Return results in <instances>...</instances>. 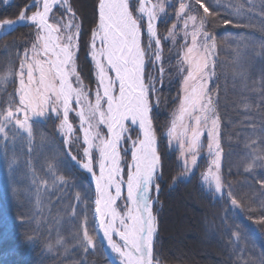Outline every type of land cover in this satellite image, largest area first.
Returning <instances> with one entry per match:
<instances>
[{
    "label": "snow or ice",
    "instance_id": "6c2138e0",
    "mask_svg": "<svg viewBox=\"0 0 264 264\" xmlns=\"http://www.w3.org/2000/svg\"><path fill=\"white\" fill-rule=\"evenodd\" d=\"M62 2L69 14L63 32L60 24L63 17L53 13L61 0H32L17 12V19L0 18V28L29 21L36 30L30 50H25L19 62L18 99L13 95L6 101L7 107L0 108V134L7 139L8 125H13L26 130L31 138L33 117H51L54 113L69 145L61 150L56 166L70 156L92 175L95 184V226L90 229L86 222L81 245L85 249L95 247L89 233L98 230L97 234L102 232L123 264H154L158 218L152 193L159 191L165 161L158 151L153 120V107L159 104L156 93L160 89L156 84L160 80L154 79L150 69L164 71L159 63L162 41L156 21L165 5L146 6L145 0H139L137 16L133 11L137 8L136 0H97V22L90 30V41L84 45L94 62L93 91L83 86L78 70L80 26L73 23L74 13L68 0ZM50 13L56 23L49 22ZM176 16L177 23L183 25L180 31L184 38L190 37V44L184 45L180 57L178 75L182 85L167 135L180 143L184 166L192 171L198 167V156L204 146L202 137L207 133L206 146L216 172L210 169L204 179L214 185L216 193H221V120L216 108L217 89L209 86L216 65L217 42L213 32L221 17L206 0H178ZM177 23L167 33L173 40L178 34ZM145 33L147 39L142 40ZM70 113L79 120L82 135H77ZM130 125L137 128L135 138ZM79 141L82 150L72 155L73 144ZM260 159L264 163V157ZM58 179L68 183L62 175ZM223 194L230 206H237L231 191L224 189ZM261 211L264 212V205ZM232 235L239 238V233Z\"/></svg>",
    "mask_w": 264,
    "mask_h": 264
},
{
    "label": "trees",
    "instance_id": "16d2710c",
    "mask_svg": "<svg viewBox=\"0 0 264 264\" xmlns=\"http://www.w3.org/2000/svg\"><path fill=\"white\" fill-rule=\"evenodd\" d=\"M25 1H0V18L15 16ZM206 2H209L221 17V22L215 28L216 35L213 32L215 39L217 36V51L211 87L217 89L216 108L221 120L224 185L225 189L232 192L238 206L232 207L224 196L215 198L207 192L200 183L198 172L192 173L187 179H177L172 183L169 177H176L175 160L163 154V174L168 175V179L162 182L154 256L183 263L193 262L186 260L188 256L208 260V263L211 260L205 257L217 256L220 264H264V212L261 211V205H264V163H261L260 159L264 157V0ZM225 20L231 23L222 25ZM161 37L163 38L162 33ZM2 38L1 78L13 71L15 63L14 56L10 57L9 63L6 62ZM11 79L12 77H9L0 81V108L7 107L6 101L15 95V85ZM53 126L51 121H33L31 145L25 132L18 131L13 125H8V131L11 133L7 139H1L3 134H0V165L4 166L3 177L6 172L9 177L2 196H11L12 199L9 205L1 207L0 224L7 228L8 240L17 246L14 250L18 251L22 263L28 261L29 264H57L54 261L60 260L67 264H109L97 239L93 250H83L75 234L74 238L71 237V240L67 241L73 246L56 249L51 262H47V255L41 250L40 244L43 247L45 244L42 236L35 238L38 243L35 242L34 252L26 243L28 234L33 232L32 234L36 235L34 228L31 230L26 226L27 219L33 218L32 208L30 205L25 209L23 198L16 208L13 196L20 198L19 196H35L37 193L47 196L43 207L46 209L44 212L49 224L47 227L53 223L51 220L55 223L62 221L65 234L76 233L73 219L92 217L93 190L85 176L69 157L56 166L55 162L61 159L60 153L65 147ZM13 160L15 163H12ZM167 161L173 163L169 173ZM61 175L68 179L67 184L57 181ZM52 182L53 188L49 184ZM78 194L88 197L86 209L83 206L79 209L80 204L77 205L76 214L68 211L65 213V210L59 207L60 203ZM185 200L192 213V226L196 228L197 236L202 237L203 243L209 242L208 245L212 248L215 244L220 245L218 249H211V254H190L188 251L181 253L184 249L175 254L174 241L168 235L171 214L174 211L177 213L176 207ZM20 209L24 212L19 214L23 223L18 226L10 220L18 217ZM63 213L65 214L62 215ZM44 231L46 230L40 226L37 233L42 234ZM232 233H239V238ZM170 253H174L175 257L171 258Z\"/></svg>",
    "mask_w": 264,
    "mask_h": 264
},
{
    "label": "rangeland",
    "instance_id": "374dc122",
    "mask_svg": "<svg viewBox=\"0 0 264 264\" xmlns=\"http://www.w3.org/2000/svg\"><path fill=\"white\" fill-rule=\"evenodd\" d=\"M1 2L8 3L12 0H0ZM131 2V0H130ZM146 6H151L152 4H158L163 3L165 5V10L161 13H159L158 19L156 21V26L158 30V34L161 37V33L163 38L161 37V55L162 60L159 62L163 65L164 71L159 72L156 68H151V73L154 79H159L160 83L156 84V87L159 88V92L156 93L157 96H159V104L153 107V120L154 125L157 132V147L160 154L165 155V157L172 158L175 160V179L173 176L169 177L172 179V183L176 182L177 179H187L192 173L198 172L200 183L203 185V188L209 192L213 197L215 198H221L224 196L223 190L225 189L224 180H223V174H222V158L223 154L221 151V158H220V172L221 180H222V192L216 193L214 185L210 183L209 181H206L204 177L208 175L209 170L213 173L216 172V169L212 167L211 161H212V155L209 154L206 146L207 142V133L205 132V136L202 137V140L204 141V146L201 150L200 155L198 156V167L196 169H193L192 171H189L184 166V157L181 156V148L180 143L177 140H170L167 135V129L171 127V120L173 118L172 114L176 109L177 101L176 97L177 94L181 88L182 85V79L181 76L178 75V69L181 67L180 64V57L183 55L184 51V45L186 43L190 44V37L186 40L183 36V32L180 31V29L183 28V25L180 23H177V16H176V10L178 9V0H145ZM26 3H32V0H26L24 5ZM68 3L72 6V12L74 13L73 23L78 24L80 26V35L78 38V41L81 45L79 51H78V70L80 71L81 80L83 81V86L86 87V89H91L94 91L96 86V81L94 80V62L90 59V56L88 55L87 50L85 49L84 45L85 42L90 41V30H93L95 27L96 20V4L97 0H68ZM84 3L86 6L90 7V21H87L86 19V13L84 12L83 6H81ZM137 8L133 9L134 13L139 16L140 13L138 12V5L139 0H136ZM23 5V6H24ZM22 6V7H23ZM21 7V8H22ZM20 8V9H21ZM33 11L36 10V8L32 9ZM53 13L57 17H63V19L60 21L61 24V30L66 31V29L63 27L65 23L69 20V14L65 11L64 4L61 0V3L54 7ZM53 14L50 13V23H56L54 19H51V16ZM7 19H17V14L11 18ZM2 22V20H0ZM146 25V17L144 21ZM173 23H177V35L175 37V40H173L172 37H169L167 35L168 31L171 30V25ZM222 25H225L224 23ZM189 32L191 31V28L189 27ZM35 28L29 21H20L17 24L6 27V28H0V39H3V48L6 56V62H10V57L13 58L14 56V65H13V71L9 72V74L6 73V75L3 76V78L0 77V81L4 78L12 77V81L15 85V96L18 99V91L19 88V62L23 59V54L25 50H30L31 43L33 42V37L35 34ZM164 31V32H163ZM214 33L216 35V31L214 30ZM214 35V34H213ZM146 33L142 37V40H146ZM217 39V36H216ZM217 41V40H216ZM13 49V51H12ZM216 51H217V43H216ZM29 55H31L29 51ZM216 57V56H215ZM149 71L148 68H146V72ZM186 74V72L184 73ZM213 80V79H212ZM212 85V81L210 82V87ZM75 86V81H74ZM73 107H76L75 104H73ZM70 121L74 126H77V135H82L80 132L78 125L79 120L75 117L74 113H70ZM33 121H51L53 123V127L55 128L57 134L62 138L63 144L65 149L69 147V145L65 142L68 137L65 136L63 131L59 128V120L55 119V114H51V117H33L32 119V126ZM17 127L18 131L25 132V135L28 136L29 144L31 145L32 136L29 138V134L26 130ZM132 128L131 135L133 138L136 137V131L137 128L134 125H130ZM8 130V129H7ZM11 132L8 131V134ZM25 136V137H26ZM1 139H5L4 136H1ZM2 144V143H0ZM73 148L75 149L72 153V155H76L77 151L82 150V141L76 142L73 144ZM222 150V148H221ZM5 157V156H4ZM79 158V157H78ZM69 159L72 161L74 166L85 176L86 181L91 186L93 190V210H92V217L87 216L81 217V219H73V225L74 230L76 233H68L65 234L63 229L65 228V225L62 223V221H58L55 223V221L51 220L53 223L50 224L49 228L47 227L49 224L46 222V214L44 207V199L47 198V196H41L40 194H36L35 196H19L20 198H17L16 196H13V200L16 203L15 207L17 208L18 202H21V199H24V207L25 209H28L31 205L32 208V219H27L26 223L28 227L31 228V230L34 228L35 234H28L31 239H26L27 244L31 246L32 251L34 252L35 249V238L37 239V236L43 237L44 247L40 244L42 252L47 255V262H51L54 251L58 248H70L73 245L67 243V241L71 240V237L74 238L75 234L78 236V241L81 240L82 237V229L84 226H87L91 229L94 227V221L95 216L94 213V181L92 178V175L89 174L86 170H83L80 168L79 164L76 163L75 160H73L70 156ZM129 161H130V153H129ZM173 163L170 161H167L168 170L170 169V165ZM172 168L169 172L172 171ZM165 170V169H164ZM3 171L4 166L3 164L0 165V210L1 207H5L6 205H9L11 203V196H2L4 185L6 184L9 177L6 176L3 177ZM98 172V171H97ZM167 173V172H166ZM166 178L168 179V175L163 174L162 178L158 181L160 184L159 191L156 192L153 191L152 195L154 198V214L157 216V211L161 206V200L160 195L162 191V182H165ZM57 181L60 183L61 181L57 179ZM50 186L53 188V182L49 183ZM44 185V184H42ZM88 197L87 196H73L72 199H68L66 201H62L60 203L59 207L63 210H65V213L68 211L71 214L77 213V205L79 206V209H82V206L86 209V202L88 203ZM230 202V201H229ZM117 204H120V201L117 202ZM238 206V204H237ZM175 211L171 214V223L169 225L170 231L168 235L173 239L174 241V249L175 254L180 253L181 249H184L181 251V253L185 254V251H188L190 254H196V253H210L213 252L211 249H218L220 247L219 244H215V247L212 248L208 245L209 242L203 243L202 237L199 238L197 236L196 228L192 226V216H190L192 213L190 211V208L188 207L187 200L181 203L179 207H176ZM88 211V210H87ZM36 213V216H34V213ZM24 212L20 209L19 213H17L18 217L11 219V223L16 224L18 226L22 225V221L20 219L19 214H23ZM63 213L62 215H64ZM89 214V213H88ZM78 216H80L78 214ZM73 218V217H72ZM45 229L42 234L37 233V230L39 227ZM70 227H72V223H70ZM7 228H5L4 225L0 224V264H29L28 261H25V263H22L19 258L18 251L14 250L16 249V245L9 241L8 234L6 232ZM97 231H90V235L93 236V240L96 244V241L101 244L102 249L105 253V258L108 261L109 264H111V261L109 260L108 255V249L106 247L105 242L101 239L100 235L97 234ZM157 234V233H156ZM20 235V234H19ZM156 236V235H155ZM154 236V240H155ZM95 237V238H94ZM97 239V240H96ZM38 243V242H37ZM81 245V243H80ZM83 250H85V247L81 245ZM86 250H93L92 246H87ZM209 250V251H208ZM178 251V252H177ZM177 252V253H176ZM110 253V252H109ZM56 255V254H55ZM60 255V254H59ZM111 255V254H110ZM112 256V255H111ZM206 256V255H205ZM209 256V255H207ZM211 256V255H210ZM113 257V256H112ZM216 257V258H215ZM213 257H205L206 259H210L209 263L207 261L202 260H193V262L183 263V262H174V261H167L163 259L162 257H155L154 256V264H220V260L217 256ZM206 262V263H205ZM54 263L57 264H67L63 263L60 260L54 261Z\"/></svg>",
    "mask_w": 264,
    "mask_h": 264
},
{
    "label": "bare ground",
    "instance_id": "6f19581e",
    "mask_svg": "<svg viewBox=\"0 0 264 264\" xmlns=\"http://www.w3.org/2000/svg\"><path fill=\"white\" fill-rule=\"evenodd\" d=\"M81 4H82L81 6H83V8H84V12L86 13V19H87V21H90V7H89V6H86V4H84V3H81ZM97 174H98V172H97ZM92 178H93V177H92ZM93 181H94V180H93ZM94 186H95V184H94ZM125 194H126V189H125ZM117 202H118V201H117ZM99 235H100L101 239L105 242L108 251H109L110 254L113 256V258L115 259V261H117L119 264H123V261H122V259L118 256V254L115 253V252H113V251L111 250V248L109 247V245H108V243H107V240L103 237L102 232H100ZM113 239L116 240L117 242H119V238H118V237L114 236ZM109 252H108V253H109ZM110 254H108V255H110ZM111 255H110V256H111ZM108 257H109V256H108ZM170 257H171V258H174V257H175L174 253H170ZM186 260L191 261V260H201V259H199V258H197V257H195V256H188V257H186ZM202 261H203V260H202Z\"/></svg>",
    "mask_w": 264,
    "mask_h": 264
},
{
    "label": "water",
    "instance_id": "95a60500",
    "mask_svg": "<svg viewBox=\"0 0 264 264\" xmlns=\"http://www.w3.org/2000/svg\"><path fill=\"white\" fill-rule=\"evenodd\" d=\"M109 254V253H108ZM109 259L112 262V264H119L117 261H115V259H113L110 255H109Z\"/></svg>",
    "mask_w": 264,
    "mask_h": 264
}]
</instances>
